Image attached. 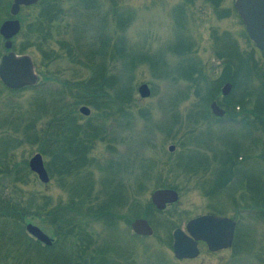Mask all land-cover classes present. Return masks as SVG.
<instances>
[{
  "label": "rangeland",
  "instance_id": "rangeland-1",
  "mask_svg": "<svg viewBox=\"0 0 264 264\" xmlns=\"http://www.w3.org/2000/svg\"><path fill=\"white\" fill-rule=\"evenodd\" d=\"M12 2L0 0V25L20 19L11 50L32 56L39 83L12 90L0 80V195L20 213L0 212V264H77L80 251L87 264L99 255L118 264H264V51L235 0H39L10 17ZM50 2L56 15L39 22ZM5 41L0 34V57ZM213 101L226 111L218 119ZM62 140L76 162L51 170ZM76 141L88 143L81 161L69 149ZM38 152L48 182L30 168ZM159 188L179 199L158 209ZM205 214L237 220L233 245L201 243L197 257L178 259L173 230ZM136 218L154 233L135 236ZM28 223L58 246L29 239Z\"/></svg>",
  "mask_w": 264,
  "mask_h": 264
},
{
  "label": "water",
  "instance_id": "water-1",
  "mask_svg": "<svg viewBox=\"0 0 264 264\" xmlns=\"http://www.w3.org/2000/svg\"><path fill=\"white\" fill-rule=\"evenodd\" d=\"M39 0H13L10 13L17 16L22 5H32ZM235 8L246 26V31L251 40L262 50H264V0H235ZM22 24L18 18L5 20L0 26V33L6 39L5 47L9 49L0 60V79L11 89H22L26 86H33L38 83V75L35 72L34 60L29 54H17L13 47L12 38L21 30ZM233 84L227 82L222 92L224 95L230 93ZM139 92L143 96H148L151 90L147 83L139 87ZM213 112L222 116L225 110L216 101L211 104ZM80 111L89 115L91 109L83 105ZM170 151L175 150V145L169 146ZM32 171L38 174L43 182L50 180L49 172L45 166L42 153L34 154L29 161ZM179 199V193L171 188H159L152 194L153 203L158 209H165L168 204ZM237 222L231 217L219 214H205L190 219L186 224V230L176 227L172 233L173 250L177 258H194L199 255V240L207 242L211 250H220L232 246ZM134 233L140 236H151L154 229L147 218H136L131 224ZM27 231L45 243L52 245L51 237L38 225L28 223Z\"/></svg>",
  "mask_w": 264,
  "mask_h": 264
},
{
  "label": "trees",
  "instance_id": "trees-1",
  "mask_svg": "<svg viewBox=\"0 0 264 264\" xmlns=\"http://www.w3.org/2000/svg\"><path fill=\"white\" fill-rule=\"evenodd\" d=\"M50 1V0H49ZM53 2H50L49 3V7H46V8H44V10H46V12H45V14H42V16H41V18H39V22L41 21V20H44V18H46V17H51L52 19L54 18V16L56 15V13L54 14V12L55 11H58L57 10V8H56V10L53 8L54 7V5L52 4ZM7 8H8V5H7ZM235 9V8H234ZM234 9L232 10V11H234ZM237 11V10H236ZM238 12V11H237ZM7 13H9L8 11H7ZM44 17V18H43ZM47 19V18H46ZM38 29H39V31H42V27H38ZM49 36H50V34L48 33L47 35H46V38L45 39H47V38H49ZM247 37L249 38V36L247 35ZM109 39H112L110 36H109ZM249 40H250V38H249ZM262 51H264V50H262ZM241 54V59L243 58V56L244 55H246V54H243V53H240ZM246 56H248L249 57V59H251V60H253L254 59V56H253V54H247ZM228 61V60H227ZM242 63V65H244L245 67H247L248 68V70H249V68L251 67V68H253L252 66H251V61L250 60H243V62H241ZM228 66L230 67V68H235V65H234V63L231 61H228ZM209 101H210V99H209V96H208V98H206V100H205V103L208 105V103H209ZM209 106V105H208ZM206 111L208 112V110L206 109ZM211 112V111H210ZM209 113V112H208ZM236 118V117H235ZM234 119V118H233ZM77 125H76V131H78V129H77ZM92 129V132H90V131H88L89 132V134L91 135V137L92 138H95V137H97L98 135H97V133H99L100 132V130L99 129H97V128H94V125H87V129ZM70 129H72V128H70ZM86 132V131H85ZM87 137H89L90 138V136L89 135H87ZM64 142H65V140H62L61 141V144H58V145H60V149H59V152H58V150L57 151H53L51 154H52V156H53V159L51 158V162H49L48 163V166H50V169L52 170V168H51V165L53 164V166H56V169L57 170H62V168L63 169H69V168H71L72 167V165H74V163L76 162V161H70V160H68V156L66 157V154H64V148H65V146H64ZM75 145H77L75 148H72V147H70L69 149L70 150H72L73 151V153L76 155V160H79V161H81L80 160V157H81V153H83V154H85V149H87V146H88V143H84L83 141L82 142H78V141H76L75 142ZM63 147V148H62ZM68 149V150H69ZM5 201L6 200H4L2 197H1V195H0V212L1 213H5L6 214V216H8V217H12L13 215L14 216H19L20 215V213H18L19 212V209H17V207H14L13 206V204H10V203H5ZM6 208V209H3V208ZM249 208H251V206H248ZM260 210H259V212L260 213H262V212H264V207L263 208H259ZM76 210L79 212L80 210L79 209H77L76 208ZM106 210V211H105ZM105 210H102V212H109V213H111V211H109L108 209H105ZM258 211H257V213H259ZM19 214V215H18ZM111 218H113V217H111ZM21 220L20 219H16V223L17 224H21V222H20ZM23 231H24V234L29 238V239H31L32 241H34V242H36L38 245H40L41 247H43V248H46V249H54L55 247H57L58 246V243L56 244H54V245H52V246H47V245H45V244H43V243H41L40 241H37L36 239H34L32 236H30V235H28L27 234V232H26V229H25V227H24V225H23ZM80 231L81 232H83V230L82 229H80ZM132 236H133V234H132ZM135 236H137V235H135ZM137 237H140V236H137ZM83 238V237H82ZM140 238H143V237H140ZM72 244L73 245H77L78 243L77 242H72ZM84 244V242H83V240L81 239L80 240V244H79V246L80 247H82V249H85V250H87V248H88V245L86 244V245H83ZM80 248H78V250H79ZM80 258L82 259V260H84V261H79L78 260V262H77V264H87L88 263V260H87V258H88V255H87V253L85 254V253H82V251H80ZM105 255H99V257L98 258H96V260L94 259V258H91L90 259V264H93V262L95 263L96 262V264H118V263H116V262H113V261H108V260H106L105 258ZM73 260H75V259H69L66 263L67 264H72L73 263ZM85 262H87V263H85Z\"/></svg>",
  "mask_w": 264,
  "mask_h": 264
},
{
  "label": "flooded vegetation",
  "instance_id": "flooded-vegetation-1",
  "mask_svg": "<svg viewBox=\"0 0 264 264\" xmlns=\"http://www.w3.org/2000/svg\"><path fill=\"white\" fill-rule=\"evenodd\" d=\"M81 112V111H80ZM88 116V115H87ZM66 150V148H64V151ZM48 169V168H47ZM201 243H203V244H205L208 248H209V246H208V244H207V242H205V241H202V240H199V242H198V246H199V248H200V244ZM210 249V248H209ZM211 250V249H210ZM222 250V249H221Z\"/></svg>",
  "mask_w": 264,
  "mask_h": 264
}]
</instances>
